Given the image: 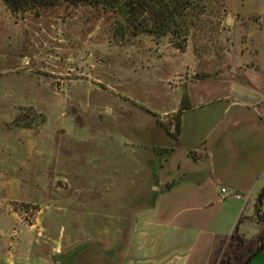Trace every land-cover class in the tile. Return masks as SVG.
Returning a JSON list of instances; mask_svg holds the SVG:
<instances>
[{
  "label": "rangeland",
  "instance_id": "rangeland-1",
  "mask_svg": "<svg viewBox=\"0 0 264 264\" xmlns=\"http://www.w3.org/2000/svg\"><path fill=\"white\" fill-rule=\"evenodd\" d=\"M202 4L183 39L121 36L115 17L65 4L15 16L0 0V264H126L127 250L134 259L135 217L157 177L169 180L178 113L229 96L231 78L264 82V0ZM186 156L176 151L171 172L190 181ZM186 213L203 214L172 223ZM172 231L156 233L158 257H196L194 236L180 246ZM260 247L235 242L227 257L242 264Z\"/></svg>",
  "mask_w": 264,
  "mask_h": 264
},
{
  "label": "crops",
  "instance_id": "crops-1",
  "mask_svg": "<svg viewBox=\"0 0 264 264\" xmlns=\"http://www.w3.org/2000/svg\"><path fill=\"white\" fill-rule=\"evenodd\" d=\"M249 63L245 73L254 72L255 65ZM229 89V96L181 110L179 146L169 149V180L166 172L158 176L152 205L138 209V229L132 238L136 256L128 257L130 251H125L126 264H226L233 243L244 246L264 235V221L255 215L258 208L264 212V82L252 77L243 84L231 78ZM177 150L191 158L186 156L193 165L194 179L188 181L183 170L179 175L172 173L181 168L180 161L173 158ZM222 189L227 191L224 199ZM196 209L203 212L199 218L186 213L176 218L186 225L172 223L183 211ZM186 215L191 219L184 218ZM163 216H169V221ZM193 222L199 225L197 229L188 227ZM165 224L172 228L175 236L171 242L175 244L184 246L194 236L202 248L196 257L178 249L158 257L156 233ZM249 264H264V248Z\"/></svg>",
  "mask_w": 264,
  "mask_h": 264
},
{
  "label": "trees",
  "instance_id": "trees-1",
  "mask_svg": "<svg viewBox=\"0 0 264 264\" xmlns=\"http://www.w3.org/2000/svg\"><path fill=\"white\" fill-rule=\"evenodd\" d=\"M15 16H22L35 8L86 7L115 17V31L119 35L132 30L136 34H157L159 36H183L203 12L202 0H2ZM180 45V44H178ZM181 111L178 113L176 132L179 133ZM262 198V194L260 195ZM258 221H264V212H255ZM261 247L244 264L257 256L264 248V235L260 237ZM225 263L230 264L225 256ZM227 261V262H226Z\"/></svg>",
  "mask_w": 264,
  "mask_h": 264
},
{
  "label": "built area",
  "instance_id": "built-area-1",
  "mask_svg": "<svg viewBox=\"0 0 264 264\" xmlns=\"http://www.w3.org/2000/svg\"><path fill=\"white\" fill-rule=\"evenodd\" d=\"M221 193H222V199H224V198L227 197V191H226V189H222L221 190ZM233 197L236 198V199H239L240 198L239 195H233Z\"/></svg>",
  "mask_w": 264,
  "mask_h": 264
}]
</instances>
